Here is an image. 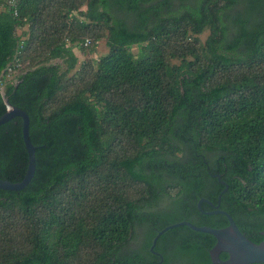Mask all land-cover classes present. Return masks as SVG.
Segmentation results:
<instances>
[{
  "label": "trees",
  "instance_id": "obj_1",
  "mask_svg": "<svg viewBox=\"0 0 264 264\" xmlns=\"http://www.w3.org/2000/svg\"><path fill=\"white\" fill-rule=\"evenodd\" d=\"M89 37L109 51L71 74ZM6 98L37 167L0 188V264H214L216 238L186 225L151 246L228 225L198 207L216 174L220 208L264 239V0H0V116ZM28 161L15 116L0 179Z\"/></svg>",
  "mask_w": 264,
  "mask_h": 264
},
{
  "label": "water",
  "instance_id": "obj_2",
  "mask_svg": "<svg viewBox=\"0 0 264 264\" xmlns=\"http://www.w3.org/2000/svg\"><path fill=\"white\" fill-rule=\"evenodd\" d=\"M8 110L0 116V125L8 122L15 116H20L23 119V139L28 151V168L24 178L21 181H10L7 179H0V188L6 190H20L28 185L35 175L37 160H36V146L33 144L30 138V116L27 111L22 108L14 107L9 103V100L5 99ZM220 182L225 185V189L218 196V203L215 204L213 201L206 198H201L198 202V207L202 210V203L207 202L212 207L213 211L206 213L215 214L221 213L228 218V225L222 228L211 227L207 225L197 226L190 221H180L171 225H168L164 229L160 230L151 246V250L155 251V246L159 237L168 229L186 225L193 230L209 233L216 238L215 245L210 249V256L214 264H253V263H264V239L260 243H256L251 240L246 233H244L237 225L235 219L227 211L220 208L222 195L228 190L229 184L221 180V175L216 174ZM264 235V231H261ZM226 253L227 259H222L221 254Z\"/></svg>",
  "mask_w": 264,
  "mask_h": 264
},
{
  "label": "rangeland",
  "instance_id": "obj_3",
  "mask_svg": "<svg viewBox=\"0 0 264 264\" xmlns=\"http://www.w3.org/2000/svg\"><path fill=\"white\" fill-rule=\"evenodd\" d=\"M83 8L86 9V6H83ZM208 35H209V30H206L202 34H200L198 36L200 42L203 43L206 40ZM89 38H90V40H92L93 44H90L89 47H86L84 49V51L78 47L74 48V52L77 55L79 62H78L77 67L71 72V74L74 73L76 70H78L83 63H85L89 60H91L92 62H95V61L99 60L103 55L108 53L109 48L106 44V39L104 37L99 38L97 41H94L92 39L93 37H89ZM89 43H91V42H89ZM69 44H70V42H69ZM137 49H138V47L135 46L133 48V51L136 52Z\"/></svg>",
  "mask_w": 264,
  "mask_h": 264
},
{
  "label": "built area",
  "instance_id": "obj_4",
  "mask_svg": "<svg viewBox=\"0 0 264 264\" xmlns=\"http://www.w3.org/2000/svg\"><path fill=\"white\" fill-rule=\"evenodd\" d=\"M8 1H9L10 4H14V2H15V0H8ZM89 42H90V41L87 40V41L85 42V44L88 45V44H90Z\"/></svg>",
  "mask_w": 264,
  "mask_h": 264
},
{
  "label": "flooded vegetation",
  "instance_id": "obj_5",
  "mask_svg": "<svg viewBox=\"0 0 264 264\" xmlns=\"http://www.w3.org/2000/svg\"><path fill=\"white\" fill-rule=\"evenodd\" d=\"M152 251V250H151ZM156 251V250H155ZM156 252H158V251H156ZM159 253V252H158ZM156 254V253H155ZM157 255H161L160 253L159 254H157Z\"/></svg>",
  "mask_w": 264,
  "mask_h": 264
}]
</instances>
